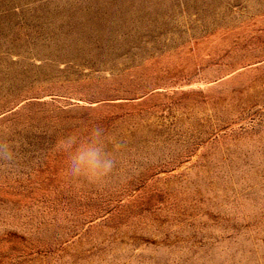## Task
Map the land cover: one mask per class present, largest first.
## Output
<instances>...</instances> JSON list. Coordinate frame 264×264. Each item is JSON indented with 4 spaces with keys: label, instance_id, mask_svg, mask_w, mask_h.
<instances>
[{
    "label": "rangeland",
    "instance_id": "rangeland-1",
    "mask_svg": "<svg viewBox=\"0 0 264 264\" xmlns=\"http://www.w3.org/2000/svg\"><path fill=\"white\" fill-rule=\"evenodd\" d=\"M0 137V264H264V0H0Z\"/></svg>",
    "mask_w": 264,
    "mask_h": 264
},
{
    "label": "clouds",
    "instance_id": "clouds-1",
    "mask_svg": "<svg viewBox=\"0 0 264 264\" xmlns=\"http://www.w3.org/2000/svg\"><path fill=\"white\" fill-rule=\"evenodd\" d=\"M57 148L65 154L64 174L74 181L103 184L114 177L118 167L116 150H109L106 130L94 125L83 134L69 132L57 141ZM17 146L7 138L0 137V165L11 169L16 166Z\"/></svg>",
    "mask_w": 264,
    "mask_h": 264
},
{
    "label": "bare ground",
    "instance_id": "bare-ground-1",
    "mask_svg": "<svg viewBox=\"0 0 264 264\" xmlns=\"http://www.w3.org/2000/svg\"><path fill=\"white\" fill-rule=\"evenodd\" d=\"M81 9V8H80ZM105 9V8H104ZM106 12V11H105ZM89 14V13H88ZM107 14V13H106ZM96 15V14H95ZM111 16V15H110ZM55 20V19H54ZM52 25V24H51ZM99 29V28H98ZM102 29V28H101ZM98 34V33H97ZM109 37V36H108ZM27 40V39H26ZM106 41V40H105ZM93 53V52H92ZM6 56V55H5ZM93 59V58H92ZM59 60V59H58ZM81 61V60H80ZM88 61V60H87ZM56 80V79H55ZM12 82V81H11ZM46 83V82H45ZM3 91V90H2Z\"/></svg>",
    "mask_w": 264,
    "mask_h": 264
}]
</instances>
